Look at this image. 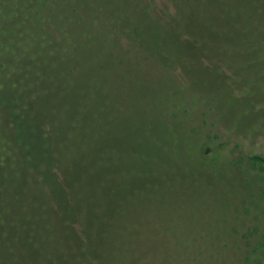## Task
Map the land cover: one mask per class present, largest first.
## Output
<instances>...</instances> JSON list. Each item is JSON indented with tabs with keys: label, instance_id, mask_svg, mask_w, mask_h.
I'll use <instances>...</instances> for the list:
<instances>
[{
	"label": "rangeland",
	"instance_id": "374dc122",
	"mask_svg": "<svg viewBox=\"0 0 264 264\" xmlns=\"http://www.w3.org/2000/svg\"><path fill=\"white\" fill-rule=\"evenodd\" d=\"M263 8L264 0H134L117 19L128 46L144 53L145 64L119 60L113 68L102 65L101 74L40 56L17 60L8 69L0 94V133L11 145L19 141L3 102L8 94L6 103L21 97L26 109L48 99L56 103L50 113L39 108L53 116L45 121L47 132L62 123L73 99L86 116L75 128L81 131L89 119L95 143L108 128L117 134L139 128V134L108 142L131 144L114 152L124 158L123 174L140 177L141 185L132 186L138 209L126 214L121 232L113 233V246L101 244L105 264H250L264 258V166L242 159L237 135L218 138L202 108L189 105L170 78L183 71L216 96L252 95L255 86L245 79L243 65L226 66L231 58L226 45L249 28L264 32ZM244 25L249 28L242 33ZM169 56L182 71L165 66ZM244 115L249 113L240 112L236 125ZM143 143L145 150L138 146ZM257 150L264 154V142ZM54 213L60 215L58 208Z\"/></svg>",
	"mask_w": 264,
	"mask_h": 264
},
{
	"label": "trees",
	"instance_id": "16d2710c",
	"mask_svg": "<svg viewBox=\"0 0 264 264\" xmlns=\"http://www.w3.org/2000/svg\"><path fill=\"white\" fill-rule=\"evenodd\" d=\"M133 1L0 0L1 96L7 87L8 69L17 60L26 63L47 56L97 72L103 70L102 65L119 60L145 64L144 53L135 45L128 46L130 39L117 19ZM5 8L9 9L7 14ZM245 28L249 27L244 25L242 33ZM248 31L251 28L245 36L236 34L234 42L240 40L235 44L226 45L231 58L225 63L229 68H235L237 61L243 65L245 79H251L255 86L252 95L216 96L211 89L206 92L192 82L170 56L165 66L181 69L179 77L172 74L170 78L189 105L202 108L218 138L237 135L242 159L264 166V154L257 150V143L264 142V32ZM258 34L260 39H254ZM6 96L7 117L19 142L11 145L13 142L0 133V264H105L102 247L115 243L113 233L121 232L126 214L138 209L140 198L132 186L141 185L140 177L123 174L124 158L114 152L131 144L108 142L125 138V133L139 134L135 132L139 128L127 127L120 134L115 127L108 128L105 138L95 143L89 119L81 131L75 128L86 116L81 103L73 99L67 108L58 106L60 111L65 109L62 123L47 132L45 121L53 116H44L40 109L50 113L56 103L48 99L44 105L26 109L21 97L6 103L10 95ZM238 111L249 116L244 115L236 125ZM138 146L145 150L148 145ZM55 207L60 215L54 213ZM109 239L112 241L107 245ZM250 264H264V258Z\"/></svg>",
	"mask_w": 264,
	"mask_h": 264
}]
</instances>
